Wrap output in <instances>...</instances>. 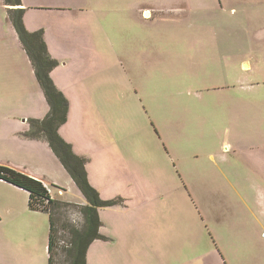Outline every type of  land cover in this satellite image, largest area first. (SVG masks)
<instances>
[{
    "label": "rangeland",
    "instance_id": "rangeland-1",
    "mask_svg": "<svg viewBox=\"0 0 264 264\" xmlns=\"http://www.w3.org/2000/svg\"><path fill=\"white\" fill-rule=\"evenodd\" d=\"M24 3L27 30H43L59 62L51 77L70 103L59 133L101 198L118 200L98 209L87 264H264V52L254 72L243 61L264 45V0ZM173 4L188 16L147 24L135 10ZM49 111L0 1V164L86 203L33 125ZM9 185L19 191H0V264H49V215L32 217L27 191ZM62 223L55 264H70L67 226L84 218L67 208Z\"/></svg>",
    "mask_w": 264,
    "mask_h": 264
},
{
    "label": "trees",
    "instance_id": "trees-1",
    "mask_svg": "<svg viewBox=\"0 0 264 264\" xmlns=\"http://www.w3.org/2000/svg\"><path fill=\"white\" fill-rule=\"evenodd\" d=\"M9 5V20L15 26L23 47L27 51L35 68V74L50 105V111L44 119L34 120L38 134L49 139L51 146L70 172L78 185L86 203L77 204L55 199L51 196L45 182L16 168L0 164V179L21 187L29 193V207L33 211L45 212L50 219L49 264H55L60 248V222L67 208L78 209L84 218L82 228L67 226L70 246L66 250L70 264H87L88 250L96 239L102 238L100 232L102 220L98 209L113 206L117 199L104 200L89 180L86 159L77 155L73 146L59 133V127L68 119L70 103L66 95L57 87L51 77L52 69L59 62L51 55L45 40L44 31H28L25 22V8L20 7L22 0H4Z\"/></svg>",
    "mask_w": 264,
    "mask_h": 264
},
{
    "label": "crops",
    "instance_id": "crops-1",
    "mask_svg": "<svg viewBox=\"0 0 264 264\" xmlns=\"http://www.w3.org/2000/svg\"><path fill=\"white\" fill-rule=\"evenodd\" d=\"M1 2H2V4H4L5 6H6V8H7V10H8V8H10V6L9 5H6L5 4V2H4V0H0ZM22 5H20V7H23L24 5H25V3H24V0H22ZM42 6H44V5H42ZM185 7L186 8H188V5H187V3H186V5H185ZM185 7H183V6H175L174 4L173 5H170V6H160V7H157V6H154V5H151V6H145V7H138V9H135V10H138V12H139V18L140 19H144V20H146V21H149V22H146L147 24H151V23H154V22H156L158 19H160L162 16H166V15H169V14H172L173 13V11H175V10H180V12H181V14H183V12H187L186 10H185ZM24 8V7H23ZM46 8V7H45ZM26 9V8H25ZM146 10H151V12H153L152 14H153V17L151 18V19H146V18H143V11H146ZM26 11V10H25ZM146 15H149V13L147 12V13H145ZM186 16H188V12H187V15ZM8 20H9V16H8ZM10 21V20H9ZM11 22V21H10ZM12 23V22H11ZM262 52H264V45L263 46H250L249 48H247L246 49V51H245V53H246V58L245 59H243V61L246 63L245 65H247L246 66V68H247V70H248V72L249 71H255L256 70V68H255V64H258L260 61H261V59H262V57H263V55H262ZM242 54V53H241ZM260 56H261V58H260ZM254 64H253V63ZM254 67H253V66ZM253 87V86H252ZM253 89V88H252ZM38 178H40V177H38ZM41 179V178H40ZM8 183V184H7ZM9 184H12V183H10V182H8V181H5V180H3V179H0V191L2 190V189H6V190H8L9 189V191H19V190H15L16 188H13V186H10ZM16 186V185H15ZM18 187V186H17ZM18 188H20V189H23V188H21V187H18ZM23 190H25V189H23ZM26 191V190H25ZM49 191H50V193H51V196L53 197V198H55V195L53 194V191L51 190V189H49ZM18 193H20V192H18ZM27 193H28V191H27ZM25 198H26V203H25V205L24 204H22V208H25V210L27 211L28 209H30V207H29V193H28V195H26L25 196ZM56 199V198H55ZM85 199V198H84ZM1 201V200H0ZM85 202H86V200H85ZM80 204H85V203H80ZM4 206H6V205H3V206H0V209L1 208H3ZM14 207L15 208H17L16 207V205H14ZM7 209L11 212L12 210H14V208H13V205H10V206H8L7 207ZM29 211V210H28ZM30 211L31 212H28V213H30V215H33L32 217H34V218H36V217H38L39 219H41V220H45V218H44V216H42V215H44L45 214V212H41V211H33V210H31L30 209ZM47 214V213H46ZM36 215H41V216H36ZM27 217H30V216H27ZM29 220H32V221H35L33 218H30ZM12 227H14V225L12 226ZM11 227V228H12ZM89 251V250H88ZM48 263H49V258H48ZM87 263H88V254H87Z\"/></svg>",
    "mask_w": 264,
    "mask_h": 264
},
{
    "label": "flooded vegetation",
    "instance_id": "flooded-vegetation-1",
    "mask_svg": "<svg viewBox=\"0 0 264 264\" xmlns=\"http://www.w3.org/2000/svg\"><path fill=\"white\" fill-rule=\"evenodd\" d=\"M149 13V15H146L145 13ZM153 12H151V10H146V11H143V17L146 18V19H151L153 17Z\"/></svg>",
    "mask_w": 264,
    "mask_h": 264
}]
</instances>
